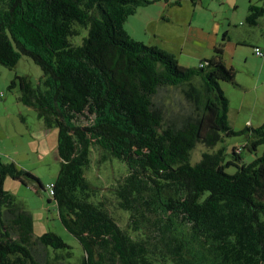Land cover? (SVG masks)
<instances>
[{"label":"trees","instance_id":"trees-1","mask_svg":"<svg viewBox=\"0 0 264 264\" xmlns=\"http://www.w3.org/2000/svg\"><path fill=\"white\" fill-rule=\"evenodd\" d=\"M155 2L169 0H0V70L29 58L43 73L36 85L16 74L8 89L19 91L45 129L58 130L61 168L49 194L82 246L77 264H264V151L249 164L243 158L264 148V123L241 132L230 125L220 82L240 84L221 45L189 68L126 30L129 18ZM263 14L251 4L246 20L256 26ZM253 53L264 58L260 47ZM169 87H187L194 105L180 119L157 103ZM238 135L247 141L231 160L223 146L192 164L198 144L214 148ZM95 149L101 163L126 167L113 188L129 215L126 228L86 179ZM8 177L44 188L0 157V264L71 261L73 249L58 234L34 237L32 214L4 189Z\"/></svg>","mask_w":264,"mask_h":264},{"label":"rangeland","instance_id":"rangeland-1","mask_svg":"<svg viewBox=\"0 0 264 264\" xmlns=\"http://www.w3.org/2000/svg\"><path fill=\"white\" fill-rule=\"evenodd\" d=\"M159 2L141 7L138 14L125 24L126 30L136 40L147 45L154 43L176 50L179 64L189 68H198L203 60L212 58V46L217 42L224 49L226 66L236 71L237 83L246 86L242 89L220 82L230 100V123L237 124L234 131L241 132L251 127L245 123L250 120H253L254 128L261 126L264 123V58L256 57L253 49L260 47L264 50V14L256 26L249 25L246 19L250 5L264 8V0H197L196 4L191 0H169L166 15L170 19L162 18L158 26L160 7L164 9L163 2ZM158 32L163 34V40L155 39ZM73 42L81 44L82 37H77ZM16 74L28 76L35 85L43 75L29 58L21 59L13 70L1 68L0 93L5 96L0 102V157L5 163L13 162L19 169L34 174L44 188L32 181L25 186L8 177L4 189L32 214L34 237L54 232L72 247L74 257L71 261L52 262L49 259L51 264H77L84 256V251L79 241L62 225L57 205L50 197L48 188L56 181L61 168L58 130L45 129L37 112L19 102V91H9L10 81ZM195 84L199 86L198 82ZM186 88L169 87L160 91L157 103L166 112V117L180 119L190 109H194L184 94ZM246 141L244 135H238L226 137L223 143L214 148L200 143L192 154V164L199 162L204 152H213L223 146L227 152L226 160H231L233 149L243 146ZM263 151V147L257 155L245 151L244 162L251 163L257 156H262ZM98 153L95 149L91 155L92 164L86 171V179L99 192L98 199L106 203L121 227L126 228L129 215L119 209L113 190L117 181L122 180L127 173L126 167L116 159L101 163ZM235 171L234 167L227 169L230 174Z\"/></svg>","mask_w":264,"mask_h":264},{"label":"crops","instance_id":"crops-1","mask_svg":"<svg viewBox=\"0 0 264 264\" xmlns=\"http://www.w3.org/2000/svg\"><path fill=\"white\" fill-rule=\"evenodd\" d=\"M169 6V2H168V4L167 3H163V7H164V9H162L161 7H160V19H158V26H160L159 24H160V22H161V20H162V18L163 19H170V17L168 16V15H166V8ZM158 34H160L159 32L157 33V35L155 36V39L156 40H163V38H161V37H163V34L161 35H158ZM152 43V42H151ZM153 45H156V46H158L157 44H154V43H152ZM218 45V43L217 42H215L214 44H213V46H212V48L214 49V47L215 46H217ZM159 47H161V48H163V49H165V50H167V51H169V52H171V53H173V54H175L176 56H177V54H176V50H173L172 48H170V47H166V46H159ZM175 49H177V48H175ZM263 69H264V64H263V67H262ZM240 87L242 88V89H244V88H246V86L245 85H243V84H240ZM230 113H231V109H230ZM230 113H229V121H230ZM245 123H247V124H249L251 127H253L254 126V122H253V120H250V121H246ZM231 124V123H230ZM231 126H232V128L235 130L236 128H237V124H231Z\"/></svg>","mask_w":264,"mask_h":264},{"label":"built area","instance_id":"built-area-1","mask_svg":"<svg viewBox=\"0 0 264 264\" xmlns=\"http://www.w3.org/2000/svg\"><path fill=\"white\" fill-rule=\"evenodd\" d=\"M260 54V53H259ZM4 94L0 93V102L3 100ZM54 185L49 186L50 191L53 193Z\"/></svg>","mask_w":264,"mask_h":264},{"label":"bare ground","instance_id":"bare-ground-1","mask_svg":"<svg viewBox=\"0 0 264 264\" xmlns=\"http://www.w3.org/2000/svg\"><path fill=\"white\" fill-rule=\"evenodd\" d=\"M48 188H49V186H48Z\"/></svg>","mask_w":264,"mask_h":264}]
</instances>
